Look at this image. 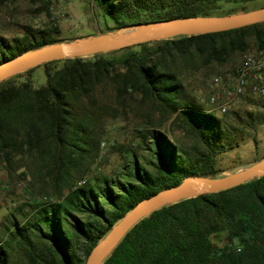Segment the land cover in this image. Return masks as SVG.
<instances>
[{
    "label": "trees",
    "instance_id": "trees-1",
    "mask_svg": "<svg viewBox=\"0 0 264 264\" xmlns=\"http://www.w3.org/2000/svg\"><path fill=\"white\" fill-rule=\"evenodd\" d=\"M8 1L19 0L0 3ZM252 1L90 0L112 20V31L156 20L245 12ZM59 33L51 22L42 28L26 25L21 36L0 34V63L63 41ZM254 47L264 48V22L51 60L0 81V169L9 175L25 165L26 157L54 162L61 171L70 167L78 150H88L95 122L81 112L105 85L120 103L139 96L172 119L170 128L183 136L172 138L153 128L142 141L146 154H133L126 167L127 180L103 177L71 187L58 202L38 203L0 241V264H86L93 248L141 200L188 176L216 177L218 157L228 149V125L192 100L178 68L224 65ZM117 52L122 54L110 55ZM39 67L46 75L43 84L33 78ZM187 140L190 145H184ZM221 236L224 245L218 246ZM103 264H264V176L153 210Z\"/></svg>",
    "mask_w": 264,
    "mask_h": 264
},
{
    "label": "rangeland",
    "instance_id": "rangeland-1",
    "mask_svg": "<svg viewBox=\"0 0 264 264\" xmlns=\"http://www.w3.org/2000/svg\"><path fill=\"white\" fill-rule=\"evenodd\" d=\"M264 6V0L249 3V9ZM49 8V12L47 10ZM55 22L63 41L75 40L89 35L110 33L112 20L105 16L90 0H37L8 1L0 3V34L6 37L21 36L24 26L46 27ZM120 30H115L118 32ZM251 48L248 52H256ZM112 53L111 56L121 55ZM243 55H237L224 65L208 67L178 68L179 77L192 100L207 111L209 84L213 77L222 75L226 84H232L242 64ZM37 84L46 82L43 67L34 71ZM93 103L86 101L85 114L95 120L86 146L87 151L78 150L73 155V164L58 170L51 161L32 157L24 159L25 165L9 175L0 169V241L4 240L14 221L21 224L30 216L38 203L58 202L71 187L95 183L103 177L127 180L126 167L133 154H146L144 136L153 128H160L182 139L181 132L171 127L172 119L166 120L162 113L140 102L139 96H127L120 103L110 85L102 86L96 92ZM202 99H205L203 102ZM264 96L247 92L239 97L225 113L217 109L215 115L227 123V151L218 157L216 177L244 169L264 158ZM187 140L184 145H190ZM84 146V144H82ZM64 166V165H63ZM53 171L47 174L48 170ZM67 170V171H66ZM85 180V182H81ZM223 236L216 239L218 246L224 245ZM83 253V249L80 250Z\"/></svg>",
    "mask_w": 264,
    "mask_h": 264
},
{
    "label": "water",
    "instance_id": "water-1",
    "mask_svg": "<svg viewBox=\"0 0 264 264\" xmlns=\"http://www.w3.org/2000/svg\"><path fill=\"white\" fill-rule=\"evenodd\" d=\"M260 22H264V6L228 15L163 19L129 26L118 32H99L90 37L52 43L10 58L0 63V81L51 60L90 56L154 40L231 30ZM262 176L264 158L244 169L220 177L188 176L180 184L141 200L93 248L86 264H103L126 233L153 210L185 198L226 190Z\"/></svg>",
    "mask_w": 264,
    "mask_h": 264
},
{
    "label": "built area",
    "instance_id": "built-area-1",
    "mask_svg": "<svg viewBox=\"0 0 264 264\" xmlns=\"http://www.w3.org/2000/svg\"><path fill=\"white\" fill-rule=\"evenodd\" d=\"M209 88V103L212 107L208 112L212 113L215 109L220 113L227 112L239 97L249 91L264 96V48L244 54L235 82L226 84L222 75H216Z\"/></svg>",
    "mask_w": 264,
    "mask_h": 264
},
{
    "label": "crops",
    "instance_id": "crops-1",
    "mask_svg": "<svg viewBox=\"0 0 264 264\" xmlns=\"http://www.w3.org/2000/svg\"><path fill=\"white\" fill-rule=\"evenodd\" d=\"M90 36H92V35H89V36H85V37H90Z\"/></svg>",
    "mask_w": 264,
    "mask_h": 264
}]
</instances>
